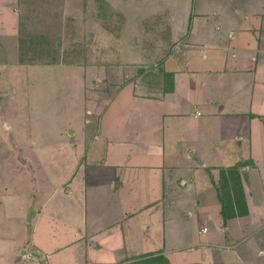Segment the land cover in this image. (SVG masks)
Wrapping results in <instances>:
<instances>
[{"label":"crops","instance_id":"crops-1","mask_svg":"<svg viewBox=\"0 0 264 264\" xmlns=\"http://www.w3.org/2000/svg\"><path fill=\"white\" fill-rule=\"evenodd\" d=\"M23 1L0 0V140L17 150L13 175L27 160L20 128L35 136L54 74L76 78L60 95L79 106L37 134L50 147L28 159L31 185L0 186V264H264V0H190L160 65L137 59L124 81L110 68L101 89L84 67L21 59ZM134 30L144 48L133 58H152L149 34Z\"/></svg>","mask_w":264,"mask_h":264},{"label":"rangeland","instance_id":"rangeland-1","mask_svg":"<svg viewBox=\"0 0 264 264\" xmlns=\"http://www.w3.org/2000/svg\"><path fill=\"white\" fill-rule=\"evenodd\" d=\"M42 1L24 0L21 4V59L34 63L46 61L53 65L66 64L70 66L69 68L84 67L85 83L90 86L89 89H101L99 86L103 87L105 83L113 82L106 73L110 68L120 69L121 74L116 79L121 78L117 81H124L125 68H130L137 59L142 60L139 63H148L149 67L159 66L162 57L172 46L173 16L176 18L182 16L183 19L185 9L190 3V0H47L44 3ZM140 24L143 26H139ZM138 28H143L149 34L145 53L150 54L151 47H154L152 58H133L134 55L130 53L131 47L144 48L142 45L144 42L140 41L143 36L138 37L134 30L138 31ZM132 32H135L136 36L132 35ZM161 39H167L169 42L160 43L158 40ZM164 45L166 50L164 48L165 51L158 54L156 47ZM92 68L102 70L96 79L92 78L93 75L89 72ZM52 78L51 96L46 101L39 102L41 105L38 106V121L35 120L32 126L35 136L27 132L30 125L27 130L20 128L21 149L25 152L27 160L26 162L21 160L19 178L13 175V169L15 168L16 174L18 168L14 160L17 150L11 155L8 151L11 148L9 143L0 140V186L4 185L1 187L13 184L25 190V187L31 185L28 159L31 156L35 158L34 151H41L42 155L47 147H50L42 143L43 138L39 140L37 134L55 130L61 119V109L66 108L65 103L74 102L75 106H79L75 95L71 100H67L63 94L60 95V90L65 85L72 83L73 86H77L76 78L65 77L61 72L54 74ZM98 101L100 102V99ZM21 114L23 118L25 112L22 110ZM22 126L26 124L22 123L20 127ZM3 189L5 188L0 190Z\"/></svg>","mask_w":264,"mask_h":264},{"label":"trees","instance_id":"trees-1","mask_svg":"<svg viewBox=\"0 0 264 264\" xmlns=\"http://www.w3.org/2000/svg\"><path fill=\"white\" fill-rule=\"evenodd\" d=\"M229 169H231V168H229ZM224 172H225V170L223 168H220V174H221V176L224 175ZM237 184L239 185V186H237L238 187V190L242 194V186L240 185V182L238 181ZM220 189H222V191L225 190V189L227 190V182H226L225 179L222 180ZM227 196L229 197V195H227ZM221 199H222V213L224 214V216L227 215V210H228L229 206L231 207L230 208L231 209V212L233 211L232 213H234V205L230 204V201L227 203V201H225V198H223V197H221ZM235 206H237V203H236Z\"/></svg>","mask_w":264,"mask_h":264}]
</instances>
